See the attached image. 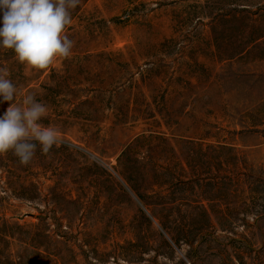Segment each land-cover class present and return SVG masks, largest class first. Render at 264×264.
Wrapping results in <instances>:
<instances>
[{"label":"rangeland","instance_id":"374dc122","mask_svg":"<svg viewBox=\"0 0 264 264\" xmlns=\"http://www.w3.org/2000/svg\"><path fill=\"white\" fill-rule=\"evenodd\" d=\"M71 14L47 70L0 48L62 141L0 155V264H264V0Z\"/></svg>","mask_w":264,"mask_h":264},{"label":"clouds","instance_id":"9594fccd","mask_svg":"<svg viewBox=\"0 0 264 264\" xmlns=\"http://www.w3.org/2000/svg\"><path fill=\"white\" fill-rule=\"evenodd\" d=\"M81 0H0L2 26L0 48L10 49L16 60L28 68L47 70L57 59L70 58L75 42L66 34L72 24V10ZM17 86L0 68V103L8 107L0 115V155L11 152L22 166H28L36 155L50 154L61 143L60 131L44 126L48 107L26 94L17 103Z\"/></svg>","mask_w":264,"mask_h":264}]
</instances>
